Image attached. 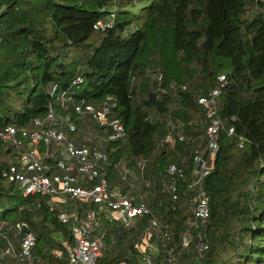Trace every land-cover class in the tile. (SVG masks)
Returning a JSON list of instances; mask_svg holds the SVG:
<instances>
[{
	"label": "trees",
	"instance_id": "16d2710c",
	"mask_svg": "<svg viewBox=\"0 0 264 264\" xmlns=\"http://www.w3.org/2000/svg\"><path fill=\"white\" fill-rule=\"evenodd\" d=\"M140 1L144 2L0 0V132L8 124L31 132L38 128L35 120L43 126L48 123L51 109L56 121L53 127L61 125L63 131L72 133L75 146L87 145L107 156L106 163L98 162L99 171L108 188H120L122 194L128 189L122 186L128 174L118 171H129L138 158L152 159L140 177L152 179L148 186L153 200L145 202L137 195L133 199L160 217L161 232L152 227L150 215L136 218L128 228L101 218L95 233L104 248L95 264H146L138 245L149 237L150 243L159 246L163 232L169 235L168 247L177 254L176 264H194L196 257L200 264H264V0ZM248 6L254 11L245 17ZM131 20L137 22L128 31ZM97 22L104 28L95 29ZM76 50L82 52L83 60L75 58ZM221 71L227 78L219 104L223 127L217 137L219 148L204 178L210 205L202 228L207 247L198 254L191 243L180 251L179 239L187 229L188 217L182 213L183 200L192 215L194 191L189 185L194 136L204 133L206 127L196 97L215 84ZM196 73L201 82L185 86ZM77 76L83 87L70 95L75 100L53 104L56 92L51 95L52 87L71 91L77 86L73 85ZM79 101H107L109 119H120L125 135L99 145L96 139L88 142L85 136L90 126L99 135L109 128L77 114L73 103ZM66 115L74 123V131L60 124V117ZM198 126L200 132L195 131ZM230 126L233 134L227 133ZM180 127L181 135L193 137L185 140L177 133ZM167 135L174 139L172 148L161 146ZM239 136L247 139L241 147ZM9 152L0 137V251L10 242L19 244L22 233H14L10 227L25 221L35 234L32 264L39 260L68 264L65 245L72 244L70 226L58 221L56 213L62 209L82 213L98 205L67 196L64 203L49 210L50 196L23 195L16 183L2 177ZM170 163L185 174L177 180L180 187L175 201L168 198L159 181L163 174L170 179L166 169ZM225 247L231 251L229 260L219 261L216 256ZM16 249L14 257L3 255L0 264H10L11 259L27 264L18 255L20 245ZM148 251L151 264H165L159 247Z\"/></svg>",
	"mask_w": 264,
	"mask_h": 264
},
{
	"label": "built area",
	"instance_id": "2783aa9c",
	"mask_svg": "<svg viewBox=\"0 0 264 264\" xmlns=\"http://www.w3.org/2000/svg\"><path fill=\"white\" fill-rule=\"evenodd\" d=\"M95 29L104 28L101 22L94 25ZM82 78L77 76L73 80V85H79ZM227 84L225 74L216 76L215 84L206 92L198 94L197 104L203 109L206 118L204 129V144L194 149L193 167L190 171V185L194 191L191 200V221L186 222L187 229L181 234L179 239L180 251L187 249L191 243L200 254L206 247L203 240L202 228L208 220L210 214L209 195L204 188V178L209 173L214 154L219 148L218 132L223 127L222 119L219 115L220 95L222 89ZM182 88H185L184 86ZM61 89L54 85L51 95L56 92V99L61 105L65 102H72L75 99L69 95V88ZM70 91V90H69ZM51 108V105H50ZM74 111L81 115L90 116L98 125L108 127L104 135L92 134L91 142L96 139V144L100 141H112L122 138L125 130L122 122L118 118L109 119L111 113L110 105L107 101L99 104L84 103L79 101L73 103ZM61 122L66 124L70 130H75L74 123L70 122L69 115L61 116ZM48 123L42 125L39 120L34 121L38 128L29 132L27 129L16 128L13 125H6L0 132L1 140L9 148L8 164L2 171V177L7 182L16 183L23 195H48L49 210H54L60 203H64L67 196L83 201H92L98 205L97 209H85L79 213L76 209H62L56 213L58 221L70 226L72 244L65 245L67 250L68 264H95L101 256L104 248L102 238L95 233L99 226V219L118 222L123 227H130L136 218L143 215L152 217V227L157 232L160 231L159 216L152 214L145 203L134 202V197L122 194L120 188L110 190L104 174L99 171V163H106L107 156L97 150L92 151L87 145L77 147L72 141L65 137V132L56 124L54 114L50 109L47 116ZM233 126L228 127L227 133L233 134ZM173 137L167 135L163 140L165 144L173 142ZM247 139L238 137V146H243ZM213 155V156H212ZM212 156V157H211ZM143 166L139 167L141 174ZM60 171V172H58ZM167 174L170 177L163 183V190L168 198L175 201L179 197L178 178L184 179L185 174L182 169L177 168L174 163L167 167ZM125 176H123L124 179ZM96 179L95 183L88 185ZM14 233H22L19 238L21 260L27 264H32L31 249L35 243V234L25 221H17L10 227ZM196 229V232H192ZM144 238L143 243L138 245L146 264L152 263V258L148 252L157 251L158 247L163 251L165 264H176L177 254L173 247H168L169 235L165 232L161 234L159 246ZM178 251L177 253H179ZM147 254V255H146ZM3 255L15 256L14 247L8 244L0 251V259ZM196 263L200 264L198 258Z\"/></svg>",
	"mask_w": 264,
	"mask_h": 264
},
{
	"label": "rangeland",
	"instance_id": "374dc122",
	"mask_svg": "<svg viewBox=\"0 0 264 264\" xmlns=\"http://www.w3.org/2000/svg\"><path fill=\"white\" fill-rule=\"evenodd\" d=\"M124 1V3H128V1L129 0H123ZM135 2H137L138 4H142L144 1H140V0H135ZM253 8V9H252ZM253 11H254V7H252V6H248V9L246 10V13H245V17H247V16H250L251 14H253ZM107 20H108V17L106 16L105 17ZM135 22H137V21H135V20H131L129 23H127V30L129 31V30H131L132 28H135L134 27V23ZM72 52L73 51H71L70 52V55L72 54ZM74 55H75V58H77V59H79V60H83V59H80V58H82V52L80 51V50H76V51H74ZM220 74H224V72L223 71H221V72H219L218 73V75H220ZM200 81V79H199V74L198 73H196L195 75H194V77H193V79H192V81H190L189 83H185V86H189V84L190 83H196V82H199ZM201 82V81H200ZM83 87V85L82 84H80V85H77V86H74L73 87V89H71V91H69L68 90V92H69V95H71L72 93H74V92H76V91H79L81 88ZM62 92V90H60L59 91V93H57V96L58 95H60V93ZM58 103V100L56 99V98H54L53 99V104H57ZM197 116H199V115H197ZM191 120H193L192 118H191ZM87 125H89V124H85V126H87ZM182 125V124H181ZM180 125V126H181ZM182 127V126H181ZM181 127L179 128V130L177 131V133H179V135H181L182 134V129H181ZM89 131L88 132H86V136H85V133L83 134V137L85 136V139H88V138H91L92 139V134H90L89 132H91V133H93V134H97V130H95V129H93L91 126H90V129H88ZM195 131H197V132H200L201 131V129H200V127L198 126V128L195 130ZM64 132H65V137L69 140V141H72L73 140V138H74V135L72 134V133H70V132H68V131H66V129H64ZM80 132L81 131H77V133L76 134H80ZM88 133V134H87ZM181 136H183L184 137V139L185 140H187L188 141V139L190 138V136H186V135H181ZM192 137H193V135H192ZM191 137V138H192ZM190 138V139H191ZM173 139V138H172ZM204 141H205V138H204V133L202 132H200V133H198L196 136H194V144H195V147L194 148H196V147H200L201 145H203V146H205V144H204ZM168 146H166L165 145V143H164V140L163 141H161V146H163L164 148H165V146H166V148H172L173 147V145H174V139H173V142H170L169 144H167ZM213 156V155H212ZM211 156V157H212ZM5 159L6 160H9L8 159V157H5ZM137 164L136 165H134L133 166V168H130L129 169V171H125V170H119L118 171V174L120 175H122V174H128V179H125V180H123L124 182H122L123 183V187L124 186H128V189H127V191H126V194H128V195H131V196H142V198H143V200H145V202L146 201H152L153 200V192H150L149 191V186L148 185H152V179L151 178H146L145 177V179H143V176L142 177H140L141 176V171H140V169H139V167H141V166H143L144 168H143V171H144V169L145 170H147V168L148 167H150V165H151V163H152V159H149V160H144V159H142V158H138L137 159ZM166 169H167V167H166ZM165 169V170H166ZM58 172H60V171H58ZM126 172V173H125ZM165 175H166V173H165ZM168 180V178H166L165 176H164V174H163V176H161L160 178H159V181H160V183H161V188H163L164 186H163V183L165 182V181H167ZM150 183V184H149ZM150 185V186H151ZM145 187V188H144ZM164 191V190H163ZM165 192V191H164ZM166 193V192H165ZM167 194V193H166ZM165 199H167V197L165 198ZM183 205H184V208L182 209V213L184 214V215H186V216H188L187 217V221L186 222H188V221H191V217L189 216V209H188V206H187V203H186V200H183ZM12 216H14V215H12ZM3 224H5L4 222H3ZM56 240H57V242H59L61 239H60V237H58V238H56ZM246 241H248V239H245V242ZM66 243V242H65ZM64 243V244H65ZM10 244H12L13 245V247L15 248V250H17L16 248H17V245H19L18 244V242H10ZM66 245H68L67 243H66ZM16 253H17V251H16ZM53 253H55V254H59L60 252L59 251H56V250H53ZM230 253H231V251H229L226 247L225 248H223V249H219V253H218V255L216 256L217 257V259L220 261V260H224V261H228L229 259H228V256H230ZM233 257V256H232ZM9 263L10 264H17V261L15 262L13 259H11V260H9ZM38 264H43V262L41 261V260H39V263ZM226 264V263H225Z\"/></svg>",
	"mask_w": 264,
	"mask_h": 264
}]
</instances>
